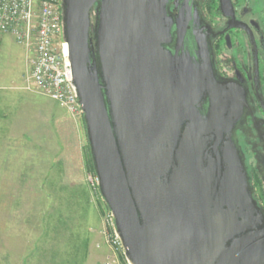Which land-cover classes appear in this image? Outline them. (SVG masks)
<instances>
[{
    "label": "water",
    "instance_id": "1",
    "mask_svg": "<svg viewBox=\"0 0 264 264\" xmlns=\"http://www.w3.org/2000/svg\"><path fill=\"white\" fill-rule=\"evenodd\" d=\"M184 0H61L98 193L127 264H264V212L237 140L247 100L218 80Z\"/></svg>",
    "mask_w": 264,
    "mask_h": 264
},
{
    "label": "rangeland",
    "instance_id": "2",
    "mask_svg": "<svg viewBox=\"0 0 264 264\" xmlns=\"http://www.w3.org/2000/svg\"><path fill=\"white\" fill-rule=\"evenodd\" d=\"M32 51L0 38V253L20 238L28 263L126 264L109 244L82 116L31 84Z\"/></svg>",
    "mask_w": 264,
    "mask_h": 264
},
{
    "label": "flooded vegetation",
    "instance_id": "3",
    "mask_svg": "<svg viewBox=\"0 0 264 264\" xmlns=\"http://www.w3.org/2000/svg\"><path fill=\"white\" fill-rule=\"evenodd\" d=\"M184 0H170L175 19ZM190 7L213 37L209 48L218 80L246 95L237 140L250 170L254 197L264 212V0H195Z\"/></svg>",
    "mask_w": 264,
    "mask_h": 264
},
{
    "label": "built area",
    "instance_id": "4",
    "mask_svg": "<svg viewBox=\"0 0 264 264\" xmlns=\"http://www.w3.org/2000/svg\"><path fill=\"white\" fill-rule=\"evenodd\" d=\"M62 32L61 0H0V38L11 36L17 45L33 48L31 84L72 116H82ZM110 222L109 244L123 256L111 216Z\"/></svg>",
    "mask_w": 264,
    "mask_h": 264
},
{
    "label": "crops",
    "instance_id": "5",
    "mask_svg": "<svg viewBox=\"0 0 264 264\" xmlns=\"http://www.w3.org/2000/svg\"><path fill=\"white\" fill-rule=\"evenodd\" d=\"M4 239V247L0 253V264H50L42 254H37L32 257L30 263L27 261L26 249L23 250L25 244L21 243V239H16L15 243L18 245V252H11L10 243ZM6 245V246H5Z\"/></svg>",
    "mask_w": 264,
    "mask_h": 264
},
{
    "label": "trees",
    "instance_id": "6",
    "mask_svg": "<svg viewBox=\"0 0 264 264\" xmlns=\"http://www.w3.org/2000/svg\"><path fill=\"white\" fill-rule=\"evenodd\" d=\"M88 149V147H87ZM88 154H89V151H88ZM89 168L91 169V171L93 172V169H92V165H91V160H90V157H89ZM94 174V173H93Z\"/></svg>",
    "mask_w": 264,
    "mask_h": 264
}]
</instances>
